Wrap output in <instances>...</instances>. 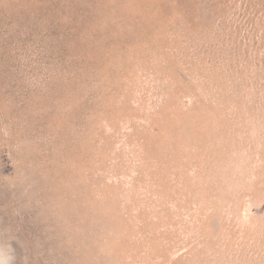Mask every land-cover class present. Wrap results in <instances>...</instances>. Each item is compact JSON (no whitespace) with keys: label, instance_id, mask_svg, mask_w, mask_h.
I'll return each mask as SVG.
<instances>
[{"label":"rangeland","instance_id":"374dc122","mask_svg":"<svg viewBox=\"0 0 264 264\" xmlns=\"http://www.w3.org/2000/svg\"><path fill=\"white\" fill-rule=\"evenodd\" d=\"M0 264H264V0H0Z\"/></svg>","mask_w":264,"mask_h":264}]
</instances>
